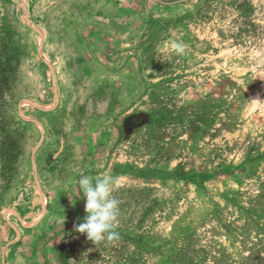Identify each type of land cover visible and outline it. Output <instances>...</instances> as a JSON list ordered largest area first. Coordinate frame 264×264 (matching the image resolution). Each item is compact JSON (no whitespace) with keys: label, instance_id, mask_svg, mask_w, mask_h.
Instances as JSON below:
<instances>
[{"label":"rangeland","instance_id":"1","mask_svg":"<svg viewBox=\"0 0 264 264\" xmlns=\"http://www.w3.org/2000/svg\"><path fill=\"white\" fill-rule=\"evenodd\" d=\"M0 264H264V0H0Z\"/></svg>","mask_w":264,"mask_h":264},{"label":"clouds","instance_id":"2","mask_svg":"<svg viewBox=\"0 0 264 264\" xmlns=\"http://www.w3.org/2000/svg\"><path fill=\"white\" fill-rule=\"evenodd\" d=\"M176 53L182 54L184 47L179 43L173 44ZM119 181L109 175L90 177L81 175L77 181L79 190L85 199L86 215L83 221L75 226L79 233L94 244L105 239L111 241L119 238L115 231L119 214L120 201L113 195Z\"/></svg>","mask_w":264,"mask_h":264}]
</instances>
